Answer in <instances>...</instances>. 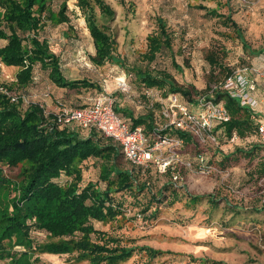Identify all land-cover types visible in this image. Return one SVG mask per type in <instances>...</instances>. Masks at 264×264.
I'll return each mask as SVG.
<instances>
[{"label":"rangeland","instance_id":"1","mask_svg":"<svg viewBox=\"0 0 264 264\" xmlns=\"http://www.w3.org/2000/svg\"><path fill=\"white\" fill-rule=\"evenodd\" d=\"M105 1L114 12L112 16H104L90 0L99 25L116 40L117 54L123 59V66L106 64L99 67L91 62L90 57L92 53L95 54V47L78 6L79 0H51L50 9L55 12L59 11L63 2H67L70 22L57 25L53 21H45L44 28L39 33L40 39L47 40L52 51L60 57L62 73L66 79H85L99 87L98 90L84 87L78 90L67 89L63 99L68 105L80 107L107 94L117 97V108L126 118L131 116L134 107L141 104L143 108L136 111L138 115H146L152 109L146 103L148 99L140 97L142 84L134 70L138 68L165 71L179 85L196 87L199 92L194 95L208 94V82L219 83L226 73L222 70L224 73L221 76L210 77L211 66L206 60L210 51L217 52L220 62L233 72L242 67L264 68V0ZM202 6L207 7V10ZM211 10H216L219 16L208 12ZM158 17L167 22V28L173 35V47L172 50L159 53L156 60L149 64L144 59L148 50L147 38L159 31ZM227 17L238 24L251 49L262 50V54L251 56L245 52L237 30L227 24L230 23ZM5 43L4 40L0 41V46ZM18 72L17 67L0 64V85L21 93L29 105L41 100L44 91H52L54 83L49 77V70L40 65L35 67L34 75L42 82L38 88L42 93L37 92V97H33L32 91L18 87ZM256 79L260 89H263L264 78L256 76ZM124 80L131 88L129 97L118 89L119 83ZM51 100L53 106L60 108V103L53 98ZM43 104L49 115H57L59 108L53 111L52 106L44 101ZM29 105H24V109ZM158 111V121L164 122ZM96 133L103 137L100 132ZM254 145L264 147L258 143ZM240 146L227 144L222 153L229 156L234 155L237 148L245 152L254 149L249 145ZM211 149L214 151L212 147ZM259 150L260 154L255 153L256 158L252 162H249V157L244 152L235 155L230 159V164H225L227 170L222 174L204 175L198 171L177 168L185 185L177 192L166 190L170 174L161 175L153 170L150 175H138L141 184L149 179L151 187L142 192L135 190L116 195L125 211L124 218L107 223L94 222V226L108 236L119 239L123 246H147L166 254L151 259L137 250L130 259L117 264H204L199 262L200 259L226 264H264V178L257 183L256 176H253L258 171L257 163L261 160L258 156L264 158V149ZM184 153L196 156L190 146ZM219 160L213 158L212 162L220 166L222 163ZM99 163L97 159H90L82 164L81 187L93 182L102 189L105 188V183L99 178ZM117 163L123 169H133L122 154ZM2 168L4 178L0 179V224L5 231H9L10 217L15 216L16 206L20 207L24 203L21 189L25 183V173L6 164ZM71 179L63 174L57 182L65 185ZM207 195H214L218 199L215 209L206 199L197 205H192L189 200L192 196ZM157 198L161 201H153ZM26 224L35 243L58 242L56 239H48L47 232L36 228L35 218L27 219ZM7 236L9 239L6 243L11 250L20 253L27 250L13 231H9ZM36 247L33 244L32 251L37 252ZM21 263L22 260H0V264ZM31 264L92 263L78 260L75 254L36 253Z\"/></svg>","mask_w":264,"mask_h":264},{"label":"trees","instance_id":"2","mask_svg":"<svg viewBox=\"0 0 264 264\" xmlns=\"http://www.w3.org/2000/svg\"><path fill=\"white\" fill-rule=\"evenodd\" d=\"M92 1L104 16L114 14L105 0ZM50 3L51 0H0V40L6 42L0 46V64L19 68L17 85L23 89L38 79L34 71L35 67L40 65L49 70L51 81L59 88L78 90L84 87L98 90V86L85 79H66L62 73L60 57L52 51L47 40L40 39L39 33L44 28L45 21H53L57 25L70 22L67 2L62 3L58 12L50 9ZM78 6L95 47V54L90 57L91 62L99 67L106 64L123 66L124 61L117 54L118 44L112 35L99 25L92 2L79 0ZM201 8L207 10V7ZM208 12L219 16L216 10ZM227 19L230 22L227 24L237 30L245 52L251 56L262 54V50L253 51L238 24L230 17ZM157 24L159 31L147 38L148 50L144 54V59L149 64L156 60L159 53L172 50L173 47V35L167 28V22L162 17H158ZM206 60L211 66L212 78L221 76V73H224L222 70L226 72L222 81L234 73L220 62L217 52L210 51L206 55ZM134 70L142 84L140 97L144 96L147 99L146 90L158 89L164 95L180 93L192 103L202 95H194L195 92H199L196 87L179 85L174 77L165 71L155 72L142 68ZM222 81L215 84L209 81L206 88L208 95L212 94L217 102H223L231 115V120L217 129L218 145L202 146L189 133L181 130L168 129L160 134L168 133L182 138L186 144L185 152L188 151L189 146L192 147L196 152L195 157L202 154L207 157L206 166L214 165L224 173L227 170L225 164H230V159L235 155L244 152V155L249 157H247L249 162H252L255 153L260 154L259 148L264 149V147L253 146L254 149L250 152L237 148V152L229 156L222 153L234 133L241 138L255 134L259 117V113L250 106L243 105L240 98L220 88ZM1 87L9 92H15L10 87L0 85ZM91 102L80 108L89 106ZM146 103L148 104V101ZM24 105L22 98L14 102L8 94L0 91V179L4 178L3 164L11 168H19L25 173V183L21 189L24 203L20 207L16 206L15 216L10 217L9 231H13L22 240V246L27 248L22 253L11 250L6 243L9 239L7 236L9 231H5L0 224V260L9 259L13 262L22 260L21 264H31L36 253H54L75 254L78 260L90 261L92 264H117L130 259L137 250L144 252L151 259L166 254L147 246L139 248L123 246L119 239L108 236L106 232L94 226V222L107 223L120 217L124 218L125 211L116 195L135 190L142 192L150 188L147 185L150 180L146 179L145 183L141 184L138 175H150L151 171H144L133 165V169L121 168L117 160L121 154L124 155L122 149L102 133L103 137L96 131L84 133L75 125L60 126L54 121L55 116L46 115L39 103H32L25 109ZM151 109L146 115L137 116L130 113L129 117V122L133 126H142L148 136L163 123L157 119L156 112L159 110V105L156 104ZM116 110L119 112L120 109L116 107ZM119 114L126 118L120 112ZM258 157L261 159L257 163L258 171L256 170L253 175L256 176L257 183L264 178V158ZM213 158L220 159L219 162L222 164L215 165L212 162ZM90 159L100 161L99 178L105 183L104 189L93 182L81 187L82 164ZM63 174L72 178L65 185L57 182ZM169 174L171 175V172L167 175ZM166 188L170 192H177L183 187L177 186L170 178ZM203 199H206L213 209L218 205V199L214 195L189 198L192 205H197ZM156 200L160 199L153 201ZM147 211L148 209L145 212ZM29 218L36 219V228L47 232L48 239H56L58 242L35 243L26 224ZM33 244L37 245L35 248L37 252L32 251ZM194 262L197 260L194 259ZM199 262L226 264L203 259Z\"/></svg>","mask_w":264,"mask_h":264},{"label":"built area","instance_id":"3","mask_svg":"<svg viewBox=\"0 0 264 264\" xmlns=\"http://www.w3.org/2000/svg\"><path fill=\"white\" fill-rule=\"evenodd\" d=\"M256 76L264 78V68L242 67L224 78L220 88L228 91L232 96L241 99L243 105L255 109L258 103L255 94L257 92ZM119 91L129 97L131 88L124 80L119 83ZM0 91L8 94L12 101L23 99L25 105H29L25 96L17 92H9L6 88ZM148 107L159 105L160 118L164 122L156 128L155 132L148 136L142 126H133L128 119L117 112V97L102 94L94 99L87 107H73L61 104L54 121L60 126L75 125L84 133L98 131L111 139L121 149L125 158L135 167L144 171L155 170L161 175L171 172L172 181L184 187L182 177L177 168L186 169L201 174H222L214 165L206 166L207 157L199 155L191 157L184 153L185 141L172 134H160L163 130H181L189 133L202 146L218 145L217 129L231 120V115L223 102H217L212 94L200 95L194 102L189 103L180 93H167L161 90H146ZM51 94L45 92L44 100ZM44 109L43 101L39 103ZM143 108L139 105L138 108ZM46 115L48 112L44 109ZM258 128L255 134L241 138L234 133L228 145L251 146L255 143L264 146V113L257 119ZM243 141V143H241ZM243 144V145H242ZM240 146V147H241ZM151 187V181L147 182Z\"/></svg>","mask_w":264,"mask_h":264},{"label":"crops","instance_id":"4","mask_svg":"<svg viewBox=\"0 0 264 264\" xmlns=\"http://www.w3.org/2000/svg\"><path fill=\"white\" fill-rule=\"evenodd\" d=\"M0 41H2V40H0ZM92 54L94 55V53H92ZM258 84L259 83H257V92L255 94V97L257 98L258 103H257V106H256V108L254 110L257 111L259 113V115H260V114L264 113V88L263 89H260V86ZM41 85H42V82L39 81V79H36L33 82V84L32 85H29L26 89L32 91L33 97L34 96L37 97L36 96L37 95L36 94L37 92L38 93H42V92H39V89H38ZM51 89H52V91L51 90L44 91V93L45 92L51 93L50 98H47L46 100H44L43 97H42L41 100L34 101L33 103H40L41 101H44L45 104H48V105L52 106L53 111H56L57 108H59V107L58 106H53V103H52V100L51 99L53 98L54 100H56L55 102L60 103V104H62L63 102L65 103V100L63 99V94H64V92L67 89H65V88H59L55 84H54L53 88H51ZM65 104H67V103H65ZM120 106H122V105L120 104ZM132 108H133V106H132ZM136 109L138 110V107L137 106H136V108L134 107V109L131 110V113H133L134 115H138ZM134 111H135V113H134ZM126 119L130 120L129 118H126ZM255 144H257V143H255ZM253 145H251V147H253ZM254 147H262V146L261 145L260 146L254 145Z\"/></svg>","mask_w":264,"mask_h":264},{"label":"bare ground","instance_id":"5","mask_svg":"<svg viewBox=\"0 0 264 264\" xmlns=\"http://www.w3.org/2000/svg\"><path fill=\"white\" fill-rule=\"evenodd\" d=\"M73 2L75 1V0H72Z\"/></svg>","mask_w":264,"mask_h":264}]
</instances>
